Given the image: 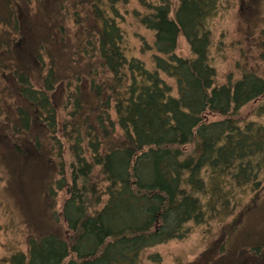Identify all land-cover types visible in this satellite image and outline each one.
Returning a JSON list of instances; mask_svg holds the SVG:
<instances>
[{"label":"trees","instance_id":"trees-1","mask_svg":"<svg viewBox=\"0 0 264 264\" xmlns=\"http://www.w3.org/2000/svg\"><path fill=\"white\" fill-rule=\"evenodd\" d=\"M0 1L1 156L16 192L39 197L47 217L11 264H141L147 249L232 215L259 188L264 125L237 116L264 98V78L244 71L215 84L209 22L222 0L174 10L137 0L145 13L135 18L154 34L152 70L127 55L118 7L128 0ZM179 37L190 58L176 54Z\"/></svg>","mask_w":264,"mask_h":264},{"label":"rangeland","instance_id":"rangeland-1","mask_svg":"<svg viewBox=\"0 0 264 264\" xmlns=\"http://www.w3.org/2000/svg\"><path fill=\"white\" fill-rule=\"evenodd\" d=\"M170 1L174 10L178 0ZM31 5L34 7L35 3L32 1ZM118 8L127 55L141 60L152 70L155 53L148 49L153 46L154 34L141 26L134 14L145 13L144 10L137 0L120 3ZM24 11L32 21H43L41 8L35 12L24 5ZM71 20L65 26L73 30ZM209 28V63L216 71L217 86L228 84L229 78L234 83L244 71L264 78V0H222ZM176 54L191 57L183 37L178 39ZM163 79L176 96L175 81L164 76ZM263 99L252 101L240 110L237 116L240 126L249 122L264 125V115H256ZM65 115L60 108V122ZM223 119L218 114H205L206 122ZM1 154L0 147V264H11L9 259L13 255L27 252L28 235L41 230L47 217L42 214L44 207L38 196L26 199L22 190L16 192L13 176ZM258 179L256 191L247 190L236 198L232 215L202 225L189 224V234L184 239L147 249L141 264H264V169ZM64 199L65 194L58 193L53 212H60Z\"/></svg>","mask_w":264,"mask_h":264}]
</instances>
